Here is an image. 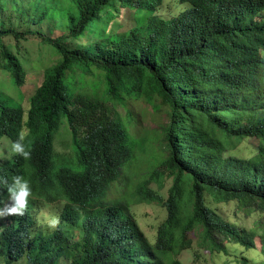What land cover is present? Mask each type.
I'll list each match as a JSON object with an SVG mask.
<instances>
[{
	"label": "trees",
	"instance_id": "obj_1",
	"mask_svg": "<svg viewBox=\"0 0 264 264\" xmlns=\"http://www.w3.org/2000/svg\"><path fill=\"white\" fill-rule=\"evenodd\" d=\"M163 1L25 0V30L0 22V70L17 93L25 70L3 38L19 45L35 36L60 56L28 109L0 93V144L31 130L30 159L14 155L0 164V198L7 197L2 182L15 175L32 189L25 214L0 229L4 264H182L194 232L211 254L225 249L218 237L256 248L253 234L225 221L206 197L264 213V0H178L187 8L171 19L156 15ZM8 3L16 15L23 10L0 0V19ZM122 9L135 16L128 30L114 23ZM56 12L67 32L51 37L39 26H51ZM139 102L167 122L149 134L133 110ZM63 127L71 146L60 154L55 139ZM246 139L258 140L256 154L239 157ZM155 141L159 168L143 159ZM143 162L149 169L138 172ZM165 176L167 198L152 187L162 188ZM134 202L167 211L154 244L131 215ZM58 203L56 232L33 235L35 210Z\"/></svg>",
	"mask_w": 264,
	"mask_h": 264
},
{
	"label": "rangeland",
	"instance_id": "obj_2",
	"mask_svg": "<svg viewBox=\"0 0 264 264\" xmlns=\"http://www.w3.org/2000/svg\"><path fill=\"white\" fill-rule=\"evenodd\" d=\"M14 3H22L25 0H12ZM23 10L17 8V15L10 10L8 3L4 10L3 18L0 22L5 24V28L9 26H16L20 30H25L29 24L28 17H22L21 13L28 10V6H24ZM186 5H182L178 0H164L162 6L157 12V16L165 19H171L178 16L185 11ZM134 13L122 9L119 16L115 20V24L119 25L121 30H128L134 26ZM52 25L42 24L41 29L47 31V35L51 37H58L65 34L66 19L59 12H56L51 19ZM111 29V25L109 27ZM120 30V31H121ZM85 43L86 39H82L80 43ZM3 43L6 48L16 55L22 63L25 70V79L22 86L15 91V86L12 84L11 77L7 72L0 70V93L9 95L17 99L18 103L25 108H29V100L35 93L37 88L43 83L45 71L52 65H55L60 56L55 54L52 47L41 41L35 36L29 37L26 41H21L19 45L15 44L12 38H3ZM79 75V74H78ZM89 83L96 81L95 77L87 76ZM18 94V95H17ZM133 110L135 115H141L140 126L144 128L149 134L153 130L167 122L164 114L157 115L150 106L139 102L134 104ZM119 112L126 116V111L122 108ZM133 131L135 130L132 127ZM150 143L147 146L146 153L143 154V159L150 162L151 166L159 168L161 165L162 148L158 141ZM7 140H3L0 144V149L4 148ZM259 142L256 139H246L240 143L236 150V155L239 157L249 158L256 154V149ZM71 135L66 127H63L60 134L55 139V149L60 154L70 152ZM12 158V157H11ZM0 160L1 163H7L12 159ZM140 170L138 172L147 171V163H137ZM163 187L160 188L157 183H153V189L158 190L164 198H167L168 192L172 186V181L168 177L163 179ZM31 202H29L30 204ZM206 203L209 208L214 210L225 221L235 224L239 228L253 234L255 249H246L240 245H235L228 239L218 237V242L223 246L224 251L216 250L211 254L208 250L200 247L199 234L194 232L191 234L192 245L191 248L185 250L179 256L182 264H264V213L260 208L245 207L238 201L230 203H216L209 196L206 197ZM63 203L46 205L41 204V207L33 213L35 225L31 231L41 233L43 236H49L56 232L57 227L62 223ZM131 215L138 223L141 230L147 238L154 244L157 238L159 226L166 220L167 211L159 203H137L134 202L131 207ZM9 216L0 219V229L9 222ZM56 219L58 222L53 227L51 221ZM0 264H4L3 257L0 256ZM19 264H26V260H22ZM66 264V263H63Z\"/></svg>",
	"mask_w": 264,
	"mask_h": 264
},
{
	"label": "clouds",
	"instance_id": "obj_3",
	"mask_svg": "<svg viewBox=\"0 0 264 264\" xmlns=\"http://www.w3.org/2000/svg\"><path fill=\"white\" fill-rule=\"evenodd\" d=\"M30 133L31 130L28 127H23L18 131L15 140H10L7 137L2 138L7 140V143L3 149H0V160H8L14 155L25 160L30 159V142H26ZM2 183L7 185V197L6 199L0 198V219L7 216H23L29 204V197L32 195L29 181L21 175H15L10 183L8 181ZM57 222L56 219H53L51 225L54 227Z\"/></svg>",
	"mask_w": 264,
	"mask_h": 264
}]
</instances>
